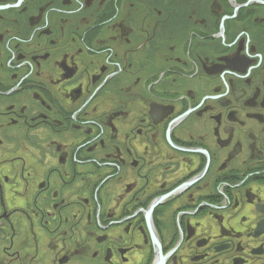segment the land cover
I'll return each mask as SVG.
<instances>
[{
	"label": "flooded vegetation",
	"instance_id": "obj_1",
	"mask_svg": "<svg viewBox=\"0 0 264 264\" xmlns=\"http://www.w3.org/2000/svg\"><path fill=\"white\" fill-rule=\"evenodd\" d=\"M0 246L264 264V0H0Z\"/></svg>",
	"mask_w": 264,
	"mask_h": 264
},
{
	"label": "rangeland",
	"instance_id": "obj_2",
	"mask_svg": "<svg viewBox=\"0 0 264 264\" xmlns=\"http://www.w3.org/2000/svg\"><path fill=\"white\" fill-rule=\"evenodd\" d=\"M125 128V127H124ZM81 183V185L83 186V184H82V182H80ZM81 185H79V188H80V186ZM77 190L79 191V189L77 188ZM0 248H2V246H0ZM0 253H1V250H0ZM0 257H2V255L0 254Z\"/></svg>",
	"mask_w": 264,
	"mask_h": 264
},
{
	"label": "bare ground",
	"instance_id": "obj_3",
	"mask_svg": "<svg viewBox=\"0 0 264 264\" xmlns=\"http://www.w3.org/2000/svg\"><path fill=\"white\" fill-rule=\"evenodd\" d=\"M178 13H180V11H178Z\"/></svg>",
	"mask_w": 264,
	"mask_h": 264
}]
</instances>
